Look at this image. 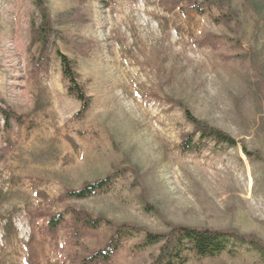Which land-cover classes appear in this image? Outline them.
<instances>
[{"label":"rangeland","instance_id":"374dc122","mask_svg":"<svg viewBox=\"0 0 264 264\" xmlns=\"http://www.w3.org/2000/svg\"><path fill=\"white\" fill-rule=\"evenodd\" d=\"M198 2L203 8H190ZM53 32L41 50L37 0H0V264H82L112 227L235 230L264 244V4L259 0H45ZM57 52L89 106L66 92ZM41 58L36 65L33 59ZM184 109L233 137L182 152ZM196 139V137H195ZM241 145L253 154L246 156ZM125 169L82 200L63 193ZM63 215L50 231V216ZM122 241L101 264H145L157 247ZM185 264H264L247 241Z\"/></svg>","mask_w":264,"mask_h":264},{"label":"trees","instance_id":"16d2710c","mask_svg":"<svg viewBox=\"0 0 264 264\" xmlns=\"http://www.w3.org/2000/svg\"><path fill=\"white\" fill-rule=\"evenodd\" d=\"M264 4V0H259ZM37 6L41 15V21L38 25L31 27V38L38 43L41 50L49 44L50 34L53 32L51 18L45 7V0H37ZM190 8L197 12H202L203 8L198 2H192ZM62 78L66 82V92L74 97L80 103L78 113H83L89 106V97L85 94L76 79L73 65L70 59L63 53L57 52ZM40 57L33 59L37 65ZM253 90L257 92L259 101L264 102V83L261 81L250 83ZM0 111L4 117L6 126H9L8 119L11 111L0 106ZM185 118L192 125V132L185 134L179 144L182 152H199L205 145V142H213L214 145L224 144L227 146H235L238 144L233 137L220 129L208 125L195 117H193L187 109H184ZM196 137V139H195ZM242 151L246 156L250 157L253 152L247 150L241 145ZM125 169H115L106 174L102 178L81 184L77 189H70L63 193V199L82 200L93 196L99 192L106 191L113 187L116 177L124 173ZM75 215V220H79L85 227L96 229L102 225L112 227V233L106 244L93 252H91L82 264H101L107 262L110 257L118 250L123 240L134 235L141 234L142 240L135 244V247L145 249L156 246V254L150 255V259L145 264H185L189 256L195 258H205L218 255L226 250V244L229 240L247 241L260 250L261 257L264 259V244H261L256 237L245 236L236 233L235 230H218L206 227H193L185 225H176L170 227L165 232H152L143 229L132 223H118L101 216H92L87 212L71 211ZM63 221V215L57 214L49 217L47 226L50 231L55 230Z\"/></svg>","mask_w":264,"mask_h":264}]
</instances>
